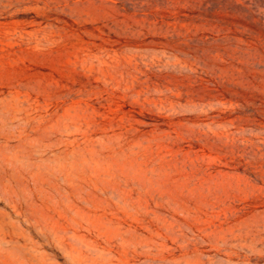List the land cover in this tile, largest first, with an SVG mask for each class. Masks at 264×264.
<instances>
[{"label": "rangeland", "instance_id": "374dc122", "mask_svg": "<svg viewBox=\"0 0 264 264\" xmlns=\"http://www.w3.org/2000/svg\"><path fill=\"white\" fill-rule=\"evenodd\" d=\"M0 264H264V0H0Z\"/></svg>", "mask_w": 264, "mask_h": 264}]
</instances>
